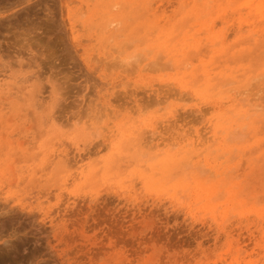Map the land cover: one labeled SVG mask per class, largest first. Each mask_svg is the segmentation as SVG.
<instances>
[{
  "label": "rangeland",
  "instance_id": "obj_1",
  "mask_svg": "<svg viewBox=\"0 0 264 264\" xmlns=\"http://www.w3.org/2000/svg\"><path fill=\"white\" fill-rule=\"evenodd\" d=\"M259 5L0 0V264H264Z\"/></svg>",
  "mask_w": 264,
  "mask_h": 264
},
{
  "label": "bare ground",
  "instance_id": "obj_2",
  "mask_svg": "<svg viewBox=\"0 0 264 264\" xmlns=\"http://www.w3.org/2000/svg\"><path fill=\"white\" fill-rule=\"evenodd\" d=\"M241 2H242V1H241ZM250 2H251V1H249L248 3H250ZM171 3H172V2H171ZM248 3H247V4H248ZM250 4H251V3H250ZM151 5H152V4H151ZM238 5H239V4H238ZM244 5H245V4H244ZM116 6H117V5H116ZM120 7H121V6H120ZM120 7H119V9H120ZM238 7H239V6H238ZM113 8H114V7H113ZM115 8H116V7H115ZM83 9H84V6H83ZM247 9H248V8H247ZM263 9H264V6H262V5H259V6H258V10H259L260 12H263V11H264ZM159 10H161V9H159ZM241 10H242V9H241ZM81 12H82V11H81ZM83 12H85V11H83ZM232 12H233V11H232ZM159 13H160V12H159ZM164 15H165V14H164ZM229 15H230V14H229ZM262 15H264V14H262ZM170 16H171V14H170ZM243 16H244V15H243ZM82 17H83V16H82ZM170 20H171V19H170ZM6 21H7V20H6ZM137 22H138V21H137ZM135 23H136V22H135ZM220 23H221V22H220ZM118 24H119V21L113 19V20H111V21L109 22L108 27H111V26H115V27H116ZM163 24H164V23H163ZM166 24H168V23H166ZM172 24H173V23H172ZM79 25H80V22H79V24H78L77 26H79ZM81 25H82V24H81ZM81 25H80L79 27L82 28ZM143 26H144V25H143ZM178 27H179V26H178ZM228 27H229V26H228ZM73 28H74V27H73ZM77 28H78V27H77ZM81 28H80V29H81ZM156 28H157V27H156ZM139 29H140V28H139ZM153 30H154V29H153ZM192 30H193V29H192ZM223 30H224V29H223ZM220 32H221V31H220ZM72 33H73V32H72ZM185 33H186V32H185ZM222 33H223V32H222ZM73 34H74V33H73ZM155 34H156V33H155ZM232 34H233V33H232ZM149 35H150V34H149ZM149 35H148V36H149ZM155 37H156V36H155ZM204 37H206V36H204ZM228 37H229V36H228ZM112 38H113V37H112ZM165 38H166V37H165ZM144 39H145V38H144ZM226 40H227V39H226ZM207 44H208V43H207ZM177 45H178V44H177ZM172 46H173V45H172ZM120 47H121V46H120ZM121 48H122V47H121ZM114 49H116V48H114ZM151 51H152V50H151ZM116 52H117V51H116ZM124 52H125V51H124ZM151 53H152V52H151ZM96 54H97V53H96ZM137 54H138V53H137ZM140 54H141V53H140ZM149 54H150V53H149ZM128 55H129V54H128ZM134 55H135V53H133V56L130 55V57H131V56L133 57V60H135V58L138 56V55H137V56H136V55L134 56ZM158 55H159V54H158ZM96 56H97V55H96ZM109 56L111 57V55H109ZM117 56H118V55H117ZM162 56L164 57V55H162ZM162 56H158V57H162ZM112 57H113V56H112ZM115 57H116V56H115ZM130 57L128 56L127 58H129V60L132 61V59H131ZM134 57H135V58H134ZM138 57H139V56H138ZM142 57L145 58L144 55H143ZM158 57H157V58H158ZM92 58H93V57H91V59H92ZM113 58H114V57H113ZM113 58H112V59H113ZM139 58H140V57H139ZM104 59L107 61V62H105V63L108 64V60H109V59H107V58H104ZM116 59L119 60L120 58L118 59V57H116ZM116 59H115V60H112V62H113V61H117ZM146 59H147V57H146ZM95 60H96V59H95ZM121 60H122V59H121ZM123 60H124V59H123ZM123 60H122L121 62L124 63V62L126 61V65H127V64H128V63H127V59L125 58V61H123ZM129 60H128V62H129ZM157 60H158V59H157ZM157 60H156V61H157ZM92 61H93V60H92ZM97 61H98V60H97ZM119 61H120V60H119ZM136 61H138L137 58H136ZM136 61H134V62H136ZM99 62H100V61H99ZM102 62H103V60H102ZM110 62H111V61H110ZM140 62H141V61H140ZM152 62H153V61H152ZM100 63H101V62H100ZM129 63H131V65H132L133 62H129ZM110 64H112V63H110ZM116 64H119V62H117ZM124 64H125V63H124ZM134 64H135V63H134ZM108 65H109V64H108ZM113 65H114V63H113ZM113 65H112V66H113ZM120 65H121V64H120ZM126 65H124V67H125ZM128 65H129V64H128ZM136 65H137V64H136ZM166 65H167V64H166ZM109 66L111 67V65H109ZM118 66H119V65H118ZM118 66H115V67L113 66V68H116V67H118ZM110 67H109V68H110ZM154 67H156V66H154ZM100 68H101V67H100ZM127 68H130V67L127 66ZM146 68H147V67H146ZM172 68H173V67H172ZM125 69H126V68H125ZM125 69H124V71H125ZM147 69H148V68H147ZM110 70H111V69H110ZM121 70H122V69H121ZM130 70H131V69H130ZM108 71H109V70H108ZM151 71H152V70H151ZM115 72H116V71H115ZM130 73H131V72H130ZM130 73H128V74H130ZM154 73H155V72H154ZM0 74H1V73H0ZM135 74H136V73H135ZM113 76H114V75H113ZM32 77H33V76H32ZM106 79H107V78H106ZM154 80H155V79H154ZM124 82H125V81H124ZM256 82H258V81L256 80ZM128 83H129V82H128ZM138 84H139V83H138ZM105 85H106V84H105ZM108 85H109V84H108ZM123 85H124V84H123ZM123 85H122V86H123ZM255 85H256V87L258 86V84H255ZM4 86H5V84L0 83V91L3 90ZM147 87H148V86H147ZM254 87H255V86H254ZM256 87H255V88H256ZM62 88H63V87H62ZM65 88H66V87H65ZM168 88H169V87H168ZM251 88H253V87H251ZM258 88H259V87H258ZM58 89H59V88H58ZM58 89H57V90H58ZM101 89H102V88H101ZM116 89H118V88H116ZM158 89H159V88H158ZM256 89H257V88H256ZM259 89H260V88H259ZM263 89H264V88H263ZM59 90H61V89H59ZM64 90H65V89H64ZM125 90H126V88H125ZM136 90H137V89H136ZM136 90H135V91H136ZM176 90H177V89H176ZM224 90H225V89H224ZM257 90H258V89H257ZM55 91H56V89H55ZM111 91H112V90H111ZM118 91H119V90H118ZM122 91H123V90H122ZM122 91H121V92H122ZM178 91H179V90H178ZM248 91H249V90H248ZM250 91L252 92V90H250ZM261 91H262V90H261ZM18 92H19V91H18ZM56 92H57V91H56ZM123 92H124V91H123ZM125 92H126V91H125ZM253 92H254V91H253ZM63 93H64V92H63ZM65 93H66V92H65ZM101 93H102V92H101ZM116 93H117V92H116ZM128 93H129V92H128ZM130 93H131V92H130ZM146 93H147V92H146ZM146 93H145V94H146ZM155 93H156V92H155ZM258 93H259V92H258ZM56 94H57V93H56ZM60 94H61V93H60ZM184 94H185V93H184ZM247 94H248V93H247ZM253 94H254V93H253ZM256 94H257V93H256ZM97 95H98V94H97ZM114 95H115V92H114ZM116 95H117V94H116ZM137 95H138V94H137ZM140 95H141V93H140ZM168 95H169V94H168ZM127 96H128V95H127ZM237 96H238V95H237ZM250 96H252V95H250ZM40 97H41V96H40ZM99 97H100V96H99ZM112 97H113V95H112ZM115 97H117V96H115ZM119 97H120V96H119ZM123 97H124V96H123ZM146 97H147V96H146ZM152 97H153V96H152ZM57 98H58V97H57ZM63 98H64V97H63ZM105 98H106V97H105ZM143 98H144V97H143ZM260 98H261V97H260ZM66 99H67V98H66ZM106 99H107V98H106ZM147 99H149V98H147ZM151 99H152V98H151ZM181 99H182V98H181ZM186 99H187V98H186ZM253 99H254V97H253ZM256 99H257V98H256ZM256 99H255V102H256ZM261 99H262V98H261ZM23 100H24V99H23ZM60 100H62V99H60ZM60 100H59V101H60ZM63 100H64V99H63ZM110 100H111V99H110ZM117 100H118V98H117ZM164 100H165V99H164ZM251 100H252V97H251ZM262 100H263V99H262ZM107 101H109V100H107ZM112 101H113V100H112ZM161 101H162V99H161ZM109 102H110V101H109ZM56 103H57V102H56ZM59 103H60V102H59ZM116 103H117V102H116ZM116 103H115V104H116ZM141 103H142V102H141ZM157 103H158V100H157L156 104H157ZM36 104H37V103H36ZM61 104H62V103H61ZM63 104H64V103H63ZM33 105H34V104H33ZM58 105H59V104H58ZM58 105H57V106H58ZM65 105H66V104H65ZM128 105H129V104H128ZM149 105H150V104H149ZM158 105H159V104H158ZM31 106H32V105H31ZM38 106H40V105H38ZM59 106H60V105H59ZM108 106H109V105H108ZM108 106H107V107H108ZM260 106H261V105H260ZM260 106H259V107H260ZM66 107H67V106H66ZM66 107H65V108H66ZM56 108H57V107H56ZM95 108H96V107H95ZM95 108H94V109H95ZM66 109H67V108H66ZM62 110H63V108H62ZM132 110H133V109H132ZM160 110H161V109H160ZM55 111H56V110H55ZM63 111H64V110H63ZM63 111H62V112H63ZM90 111H91V110H90ZM111 112H112V111H111ZM55 113H57V112H55ZM63 113H64V112H63ZM106 113H107V111H106ZM98 114H99V113H98ZM98 114H97V115H98ZM104 114H105V112H104ZM111 114H113V113H111ZM180 114H182V112H181ZM190 116H191V115H190ZM199 116H200V115H199ZM193 117H194V115H193ZM31 120H32V119H31ZM32 121H33V120H32ZM55 121H56V120H55ZM55 121H54V122H55ZM33 122H34V121H33ZM56 122H57V121H56ZM96 122H97V121H96ZM100 122H101V120H100ZM57 123H58V122H57ZM94 123H95V119H94ZM102 124H103V123H102ZM33 125H34V124H33ZM35 125H36V123H35ZM59 125H60V124H59ZM176 126H177V125H176ZM31 127H32V126H31ZM87 129H88V128H87ZM103 130H104V129H103ZM94 135H96V134H94ZM97 135H98V134H97ZM152 136H153V135H152ZM23 141H24V140H23ZM99 144H100V143H99ZM94 145H95V144H94ZM94 145H93V146H94ZM96 145H97V144H96ZM32 146H33V145H32ZM99 146H100V145H99ZM101 146H102V145H101ZM97 147H98V146H97ZM29 148H30V147H29ZM29 148H28V149H29ZM103 148H104V146H103ZM94 149H95V148H94ZM94 149H93V147H92V150H94ZM90 150H91V148H90ZM87 152H88V151H87ZM94 152H95V151H94ZM93 154H95V153H93ZM15 157H16V155L14 156V158H15ZM21 159H22V158H21ZM75 159H76V158H75ZM36 160H37V159H36ZM70 160H71V159H70ZM70 160H69V161H70ZM67 161H68V160H67ZM79 161H80V160H79ZM70 162L72 163V161H70ZM71 163H70V164H71ZM70 164H69V165H70ZM11 165H12V164H11ZM50 166H51V165H50ZM71 166H72V164H71ZM73 166H74V165H73ZM73 166H72V167H73ZM75 166H76V165H75ZM69 167H70V166H69ZM38 169H39V168H38ZM12 170H13V169H12ZM56 176H57V175H56ZM26 179H27V178H26ZM71 180H72V179H71ZM41 183H42V182H41ZM4 223H5V222H4ZM1 254H2V253H1Z\"/></svg>",
  "mask_w": 264,
  "mask_h": 264
}]
</instances>
